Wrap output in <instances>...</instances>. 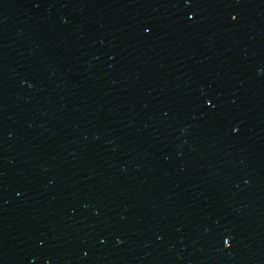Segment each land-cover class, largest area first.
I'll return each instance as SVG.
<instances>
[{
	"label": "water",
	"instance_id": "1",
	"mask_svg": "<svg viewBox=\"0 0 264 264\" xmlns=\"http://www.w3.org/2000/svg\"><path fill=\"white\" fill-rule=\"evenodd\" d=\"M0 264H264V0H0Z\"/></svg>",
	"mask_w": 264,
	"mask_h": 264
}]
</instances>
